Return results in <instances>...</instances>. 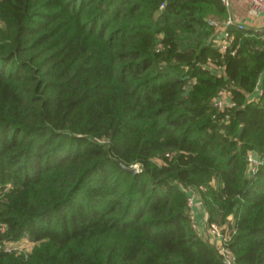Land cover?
<instances>
[{"label": "trees", "instance_id": "16d2710c", "mask_svg": "<svg viewBox=\"0 0 264 264\" xmlns=\"http://www.w3.org/2000/svg\"><path fill=\"white\" fill-rule=\"evenodd\" d=\"M225 13L0 0V264H226L189 190L231 264H264V28L231 24L220 50Z\"/></svg>", "mask_w": 264, "mask_h": 264}, {"label": "built area", "instance_id": "2783aa9c", "mask_svg": "<svg viewBox=\"0 0 264 264\" xmlns=\"http://www.w3.org/2000/svg\"><path fill=\"white\" fill-rule=\"evenodd\" d=\"M237 1H244L247 4L246 17L248 18V20H250V22H253L257 19H261L263 22V25H258L257 27L264 28V0H221V2L224 4L226 11H227L226 20L224 21L223 24H219L213 20L210 21L216 27V35H215L214 40L216 41L220 50H225L230 40L232 39V34L227 29L229 25L237 24L239 26H246L244 22H241L236 19L233 5ZM222 68L223 67L221 65H218V69H222ZM213 104L218 109L221 110L227 106H232L234 102L230 98L229 91L222 90L220 94L214 99ZM248 158L253 163L256 161V158L251 152H249ZM195 200H196L195 191L189 190L187 202H188V205L190 206V209H192L193 205L195 204ZM193 225L195 227V223ZM222 228H223L222 225L218 224L217 222H214V221L207 222V230L209 231L211 238L216 244L222 258L224 259L226 264H231L232 263V251L228 246L225 245L226 237L223 234Z\"/></svg>", "mask_w": 264, "mask_h": 264}, {"label": "crops", "instance_id": "0c3cea01", "mask_svg": "<svg viewBox=\"0 0 264 264\" xmlns=\"http://www.w3.org/2000/svg\"><path fill=\"white\" fill-rule=\"evenodd\" d=\"M233 9H234V13L237 17L241 16V17H244L246 20H248V18L246 17V5L243 4L241 1L235 2L233 5ZM241 9H243V10H241ZM247 23H249V24L252 23L256 26L263 25V22L261 19H257L253 22H250V20H248ZM253 27H255V26H253ZM191 213H192V217H193V220L195 223V228L202 235L203 234L202 232L204 229H203V224H202L201 218H204V220H206V213H205L204 209L202 208V206L200 205V201H199V198L197 195H196L195 204L193 205V207L191 209Z\"/></svg>", "mask_w": 264, "mask_h": 264}, {"label": "rangeland", "instance_id": "374dc122", "mask_svg": "<svg viewBox=\"0 0 264 264\" xmlns=\"http://www.w3.org/2000/svg\"><path fill=\"white\" fill-rule=\"evenodd\" d=\"M238 2H240V1H238ZM241 2L247 6V4L244 1H241ZM241 10H243V9H241ZM226 15H227V11H226V13L224 15L211 14L210 18H211V20H213V21H215V22H217L219 24H223L224 21L226 20ZM236 19L241 21V22H244V24H246V26H249V27L251 26L252 28H253V26H255L254 28L262 29V27H257L254 24L251 25V24L247 23L248 20H246L244 17H241V16L237 17L236 16ZM245 20H246V22H245ZM262 38H264V34L262 35ZM201 221H202L203 229H204L203 232H202L203 233L202 235L211 239V235H210L209 231L207 230V220H204V218H201ZM10 244H12L15 248L28 250L31 247L32 242L28 241L25 238H22L20 240H17V241H14V242H10Z\"/></svg>", "mask_w": 264, "mask_h": 264}, {"label": "water", "instance_id": "95a60500", "mask_svg": "<svg viewBox=\"0 0 264 264\" xmlns=\"http://www.w3.org/2000/svg\"><path fill=\"white\" fill-rule=\"evenodd\" d=\"M241 129V128H240ZM131 170H133V171H136L137 170V168L136 167H132V168H130Z\"/></svg>", "mask_w": 264, "mask_h": 264}]
</instances>
